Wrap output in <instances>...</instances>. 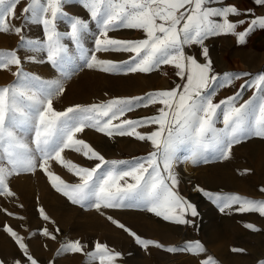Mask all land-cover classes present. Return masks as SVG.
<instances>
[{
  "label": "snow or ice",
  "instance_id": "6c2138e0",
  "mask_svg": "<svg viewBox=\"0 0 264 264\" xmlns=\"http://www.w3.org/2000/svg\"><path fill=\"white\" fill-rule=\"evenodd\" d=\"M66 0H28L22 9L25 19H31L43 27V40H25V48L44 53L39 62L50 64L58 74L57 79H43L27 73L22 68L16 50L0 51V71L11 70L16 81L0 87V196L12 197L8 179L13 175L32 173L37 169L47 177L51 187L72 205L95 209L140 208L164 221L175 224H191L186 215H198L196 207L175 190L178 180L173 172V163L181 149L188 152L186 159L192 163H207L209 157L228 160L232 147L251 137L264 138V73L246 80L232 96L213 102L218 87L231 86L234 80L248 73H213L209 50L204 41L216 35H235L237 43L256 28L264 29V16L256 17L252 11L240 12L234 5L223 8L207 7L221 0H81L89 14V20L70 16L63 11ZM20 0H0V32L12 31L17 35L21 27L7 23L15 18V9ZM264 6V0H254ZM229 15H246L251 19L230 21ZM219 18V19H214ZM68 25L67 32L58 30V22ZM95 24L98 34L94 48L89 51L83 40ZM247 25L243 31L236 29ZM127 28L140 30L144 38L120 40L111 38L112 30ZM75 45L84 66L97 68L105 73H149L169 65L176 69L182 84L168 90L146 93L144 96L112 98L90 105H74L63 111L55 110L53 101L65 92L64 80L70 78L74 57L69 46ZM201 46L204 63L185 54V47ZM99 52H126L129 58L122 62L98 59ZM32 62L36 58L28 57ZM245 89H254L252 97L243 103L239 100ZM160 105L157 114L137 120L122 119L136 107ZM222 115L223 127H217ZM156 126L149 134L137 132L138 127ZM86 128L109 137L133 136L140 141H149L153 151L132 160H106L87 142L78 138ZM30 133V142L25 134ZM81 154L87 160L98 161L94 167L80 166L65 159V150ZM60 165L78 178L76 183H67L51 170L52 163ZM215 203L219 210L235 209L238 212H258L264 216V200L241 197L235 194L211 193L195 189ZM260 191L264 192V188ZM40 216L49 220L44 209ZM112 224L123 229L137 245L162 248L166 252H186L193 255L204 252L199 241L185 243L181 247H164L151 239H143L125 225L108 216ZM246 228L257 229L251 224ZM4 230L12 237L28 264H37L29 254L23 238L5 225ZM59 231V229H57ZM42 235L55 239L47 229ZM85 245L79 240L62 243L57 255L83 253L88 264H115L121 253L96 242L94 249L84 252ZM233 251H242L233 249ZM2 264V262H0ZM16 264H20L16 261ZM200 264H216L206 257ZM260 264H264L261 261Z\"/></svg>",
  "mask_w": 264,
  "mask_h": 264
},
{
  "label": "rangeland",
  "instance_id": "374dc122",
  "mask_svg": "<svg viewBox=\"0 0 264 264\" xmlns=\"http://www.w3.org/2000/svg\"><path fill=\"white\" fill-rule=\"evenodd\" d=\"M27 3L28 0H20L15 9V18L7 20L11 26L21 27V34L17 35L12 31L0 32V51L16 50L25 72L39 75L43 79H57L59 74L50 64L39 62L45 54L33 52L25 48L21 42L20 36L25 40L34 41L44 38L40 36L41 32L38 31L36 22L26 20L22 15V9ZM246 27H238L236 31H243ZM251 34L252 32L246 37L248 40L249 37L252 38ZM255 38L257 44H251L248 40L246 44L237 43L236 36L230 34L216 35L205 40L209 53L217 58V63H212L213 73L221 76L224 73L249 74L234 80L231 86L216 88L213 102L232 96L246 80L264 73V29L254 34L253 40ZM118 39L126 40L124 34H119ZM64 42L69 45V40L65 39ZM87 45L89 51L94 48L93 44H89V40ZM70 52L74 57L72 72L70 78L63 82L65 92L53 101L57 111L74 105L100 103L112 98L144 96L146 93L172 89L183 83L181 79L176 82L178 76L172 75L170 80L167 79V84L176 83L162 86L158 82L160 69L149 73L126 74L105 73L97 68L89 69L84 66V60L79 59L77 50ZM185 54L192 55L198 60L201 46H187ZM129 55L126 52L97 53L98 59L112 61L117 59L118 62L127 60ZM33 56L37 62L27 59ZM173 69V66H167V71ZM15 70L13 66L11 70L0 71V87L16 81V77L12 75ZM254 91L245 89L239 103L252 97ZM159 107L160 105L136 107L127 112L122 119L137 120L150 117L157 114ZM220 121L222 115L218 119L217 127H223ZM155 127L154 125L138 127L136 131L146 135L154 131ZM25 138L30 142L31 134L26 133ZM78 138L87 142L106 160H132L153 151L149 141H140L127 135L109 137L93 128H86L78 134ZM63 155L65 159L83 167L91 168L98 162L87 160L72 150L66 149ZM187 156L188 152L181 149L177 153L172 169L178 180L175 190L192 203L198 212L195 217L186 215L185 218L192 221L187 225L164 221L140 208L102 209L105 214L101 215L95 209L72 205L67 198L51 187L47 177L39 169L32 173L11 176L8 185L15 195L0 196V262L16 264V261H19L20 264H28L18 245L4 230L5 225L23 238L29 254L37 264H88L83 253L68 252L57 255L62 243L73 240H79L86 246L85 253L92 251L97 241L106 244L109 249L121 253L115 264H143L151 259L155 261L161 259V248L149 246L145 249L137 245L133 237L107 219L111 216L141 238L151 239L160 244L162 240H171L170 245L181 247L185 243L199 241L204 248V252L200 254L205 255L209 251L218 264H260L264 261V216L258 212H238L235 210L238 205L221 212L215 203L195 189L199 186L211 193L235 194L264 200V192L260 191L264 188V138L251 136L242 140L232 147L228 160H215L209 157L207 163L194 164L186 159ZM51 170L67 183L78 182V178L55 162L52 163ZM40 208L44 209L49 220L42 219ZM246 224L253 225L257 230L246 228ZM43 229H47L56 238L53 240L42 235ZM184 254L183 257H186L189 253L183 252Z\"/></svg>",
  "mask_w": 264,
  "mask_h": 264
},
{
  "label": "crops",
  "instance_id": "0c3cea01",
  "mask_svg": "<svg viewBox=\"0 0 264 264\" xmlns=\"http://www.w3.org/2000/svg\"><path fill=\"white\" fill-rule=\"evenodd\" d=\"M232 5H234L240 12H244L245 10L250 9L252 11V13L254 14V16H256V17L264 16V6L256 5L254 3V0H221L220 3H211V4L206 5V6L207 7H214V8H223V7L232 6ZM63 11L65 13L69 14L70 16H76V17L83 18L84 20H89V14H88L87 10L82 6L81 0H66V2L63 5ZM251 18H252L251 16H246V15H229V17H228L229 20L238 19L237 21L247 20V19H251ZM214 19H219V18H214ZM57 26H58V30H60L61 32H67L68 31V25L65 22L60 21V22H58ZM36 27L39 28L38 31L41 32L40 36L43 37L42 25L39 23H36ZM243 27H246V24L243 25ZM259 30H260V28H256L255 30H253L252 31V34H253L252 38L249 37V40H248V38H246L244 44H246L247 40L251 44H254V43L257 44L256 38H255V40H253V37H254V34H257V32ZM97 34H98V30H97L95 24H91L90 31L88 32V34L85 36V38L83 40V44H84V47L86 49H89V47L87 45L88 40H89V44L94 45V38ZM119 34H124L126 40H138V39L144 38V34L142 31L135 30V29H127V28H120V29L112 30L109 32L108 35L111 38L118 39ZM68 43H69L68 46H69L70 50H77L75 45H73L70 40ZM205 44H207V42L204 41L203 47L204 46L206 47ZM186 50H187V46L185 47V52H186ZM200 56H199L197 61L200 63H204L205 62L204 58L202 57V55H200ZM209 58L211 59L212 63H217L216 62L217 58L212 53H209ZM114 61L118 62L117 59ZM167 66H169V65H164V66H161V68H159L160 69V78H159L158 82L161 83L162 86L171 84V83L167 84V79L170 80V77L172 75H176V69L174 68L173 70L167 71ZM176 78H177L176 82L181 79L180 77H176ZM175 83H172V84H175ZM171 243H172L171 240H162V245L164 247L172 246V245H170ZM161 250H162V256H160L161 259H158V261L151 259V260H153V262H151V260H150L147 262H143V264H200L201 260H203L209 256L215 260L216 264H218L214 255L209 253V251L205 255H203V254L193 255V254L189 253V254H187L186 257H183V256H185V254L183 255V252L170 253V252L164 251L162 248H161ZM148 258H149V256L147 257V259ZM171 259H173V260L169 261Z\"/></svg>",
  "mask_w": 264,
  "mask_h": 264
},
{
  "label": "built area",
  "instance_id": "2783aa9c",
  "mask_svg": "<svg viewBox=\"0 0 264 264\" xmlns=\"http://www.w3.org/2000/svg\"><path fill=\"white\" fill-rule=\"evenodd\" d=\"M184 51H185V49H184Z\"/></svg>",
  "mask_w": 264,
  "mask_h": 264
}]
</instances>
